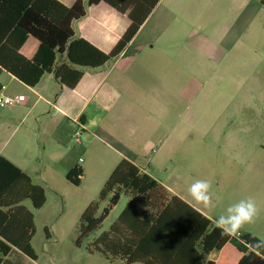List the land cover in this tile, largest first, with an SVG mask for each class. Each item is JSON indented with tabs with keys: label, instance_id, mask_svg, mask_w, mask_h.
<instances>
[{
	"label": "crops",
	"instance_id": "1",
	"mask_svg": "<svg viewBox=\"0 0 264 264\" xmlns=\"http://www.w3.org/2000/svg\"><path fill=\"white\" fill-rule=\"evenodd\" d=\"M129 25L127 15L104 1L73 22L76 37L105 53L114 49ZM0 82L2 95H25L23 104L0 107V156L31 178L27 169L42 164L47 145L66 175L80 166L72 161L75 147L70 146L78 127L82 134L77 142L83 153H91L105 167L104 181L122 160L151 175L152 163L171 149L167 133L181 124L183 113L173 111L171 101L195 100L208 84L216 90L236 82L264 86V4L262 0H160L126 50L100 68L84 69L74 89L54 73L43 76L35 87L7 71L1 73ZM172 85L182 89L173 91ZM213 92L214 102L228 98L221 90ZM239 130L247 133L254 127ZM81 168L85 174L87 169ZM255 197L264 203V193ZM193 207L216 222L217 218ZM257 207L259 216L241 234L264 240V206ZM37 210H31L35 224ZM215 258L213 253L208 260ZM37 260L13 247L2 264H36Z\"/></svg>",
	"mask_w": 264,
	"mask_h": 264
},
{
	"label": "trees",
	"instance_id": "2",
	"mask_svg": "<svg viewBox=\"0 0 264 264\" xmlns=\"http://www.w3.org/2000/svg\"><path fill=\"white\" fill-rule=\"evenodd\" d=\"M102 1L130 21L110 53L76 37L73 28L74 21ZM159 1L0 0V75L7 71L35 87L43 76L54 73L63 85L74 89L84 69L100 68L126 50ZM83 175L81 166H75L66 178L79 186ZM123 194L130 197L129 204L95 243L104 246V255L108 252L123 264H264V249L250 247L261 239L251 233L238 238L221 235L216 223L128 160L120 162L101 190L100 200L111 196L103 212L97 215L98 201L83 212L78 246L102 226ZM26 200L41 209L47 200L45 188L0 156V264L13 247L37 259L32 246L35 218L24 205ZM213 253L216 258L208 260Z\"/></svg>",
	"mask_w": 264,
	"mask_h": 264
},
{
	"label": "rangeland",
	"instance_id": "3",
	"mask_svg": "<svg viewBox=\"0 0 264 264\" xmlns=\"http://www.w3.org/2000/svg\"><path fill=\"white\" fill-rule=\"evenodd\" d=\"M236 76L241 77L239 73ZM170 88L177 92L182 89L175 85ZM217 89L223 92L224 98L228 95L226 101L214 102L213 90H218L209 84L198 91L195 100L171 101V109L183 113L181 124L167 133L170 135L169 152L159 156L150 166V174L170 192L214 218L225 214L228 206L242 199L251 198L257 205L264 206L262 199L255 197L264 193V86L236 82L233 86H218ZM174 124L171 121L172 127ZM243 126L254 127V130L242 132L239 128ZM77 132L82 134L79 127L75 137ZM75 137L70 144L75 147L72 161L87 169L81 185L67 180L63 165L56 163L51 155L55 151L49 145L42 164L27 169L34 183L45 188L47 197L42 209L35 212L37 231L33 248L38 257L36 264H123L108 252L104 255V246L95 243L103 233L109 232L129 204L131 199L124 194L102 226L77 245L85 209L91 202L98 201L99 216L111 196L100 200L106 183L103 179L105 167L91 153H83L78 144L80 140ZM80 158L83 162H79ZM196 180L211 183L213 207L204 208L189 195L188 188ZM24 204L33 210L30 200Z\"/></svg>",
	"mask_w": 264,
	"mask_h": 264
},
{
	"label": "clouds",
	"instance_id": "4",
	"mask_svg": "<svg viewBox=\"0 0 264 264\" xmlns=\"http://www.w3.org/2000/svg\"><path fill=\"white\" fill-rule=\"evenodd\" d=\"M189 195L204 208L213 207V193L211 183L207 180H196L188 188ZM260 209L256 202L251 199H242L227 207L225 214L216 219V227L221 230V235L238 238L241 229L255 222L259 216ZM253 250L264 249V240L255 241L250 245Z\"/></svg>",
	"mask_w": 264,
	"mask_h": 264
},
{
	"label": "built area",
	"instance_id": "5",
	"mask_svg": "<svg viewBox=\"0 0 264 264\" xmlns=\"http://www.w3.org/2000/svg\"><path fill=\"white\" fill-rule=\"evenodd\" d=\"M25 101V95H20V96H10V95H2L0 93V107L3 108H10L14 107L20 104H23ZM81 135V132L76 133V137L79 138ZM242 234H240L239 237H241Z\"/></svg>",
	"mask_w": 264,
	"mask_h": 264
}]
</instances>
